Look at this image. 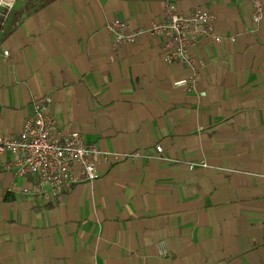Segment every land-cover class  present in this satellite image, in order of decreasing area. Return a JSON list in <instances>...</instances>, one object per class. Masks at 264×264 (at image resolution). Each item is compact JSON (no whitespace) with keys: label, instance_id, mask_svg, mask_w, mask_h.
I'll use <instances>...</instances> for the list:
<instances>
[{"label":"crops","instance_id":"obj_1","mask_svg":"<svg viewBox=\"0 0 264 264\" xmlns=\"http://www.w3.org/2000/svg\"><path fill=\"white\" fill-rule=\"evenodd\" d=\"M165 1L216 16L222 40L191 45L192 65L164 62L161 37L114 46L104 28L117 17L149 28ZM250 10L251 0H25L3 12L0 136L18 135L49 95L62 134L111 154L100 179L50 202L0 154V264H264V18L254 24Z\"/></svg>","mask_w":264,"mask_h":264},{"label":"built area","instance_id":"obj_2","mask_svg":"<svg viewBox=\"0 0 264 264\" xmlns=\"http://www.w3.org/2000/svg\"><path fill=\"white\" fill-rule=\"evenodd\" d=\"M21 1L25 0H0V16L5 17L3 12H9ZM163 9V20L153 23L149 28L133 29L126 20L118 17L107 22L104 28L113 34L114 46L134 42L138 37L146 35L161 37L164 62L185 65H192L188 52L191 45L203 40L215 43L222 40L215 30L216 16L206 7L196 5L182 12L173 2L165 1ZM250 15L254 24L261 22L264 18V0H251ZM4 54L8 53L5 51ZM174 85L184 91L194 88V83L187 79L176 80ZM51 101L49 95L36 101L33 113L24 120L18 135L0 136V154L10 152L14 156L6 166L17 177L34 176L35 186L25 191L46 202L53 201L61 192L78 183L100 179L102 172L98 164L111 154L100 150L95 144L85 142L79 131L62 134L56 118L49 111ZM156 152L158 155L162 153L160 145L156 146ZM115 155L140 157L138 151ZM145 157L148 159L152 156ZM193 167L194 164H189L190 169ZM167 255L166 248L160 246V256Z\"/></svg>","mask_w":264,"mask_h":264}]
</instances>
